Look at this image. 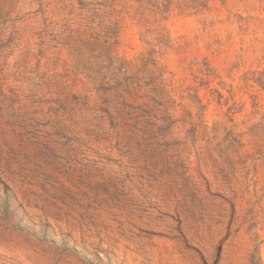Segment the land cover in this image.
I'll return each mask as SVG.
<instances>
[{
  "label": "rangeland",
  "instance_id": "1",
  "mask_svg": "<svg viewBox=\"0 0 264 264\" xmlns=\"http://www.w3.org/2000/svg\"><path fill=\"white\" fill-rule=\"evenodd\" d=\"M0 264H264V0H0Z\"/></svg>",
  "mask_w": 264,
  "mask_h": 264
}]
</instances>
